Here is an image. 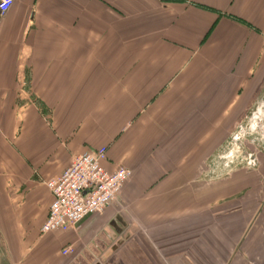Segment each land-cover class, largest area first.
Masks as SVG:
<instances>
[{
  "label": "crops",
  "instance_id": "1",
  "mask_svg": "<svg viewBox=\"0 0 264 264\" xmlns=\"http://www.w3.org/2000/svg\"><path fill=\"white\" fill-rule=\"evenodd\" d=\"M263 33L264 0H14L0 264H264ZM101 147L132 171L118 199L41 234L46 181Z\"/></svg>",
  "mask_w": 264,
  "mask_h": 264
},
{
  "label": "built area",
  "instance_id": "2",
  "mask_svg": "<svg viewBox=\"0 0 264 264\" xmlns=\"http://www.w3.org/2000/svg\"><path fill=\"white\" fill-rule=\"evenodd\" d=\"M14 0H0V16L11 8ZM264 48V33L262 34ZM244 137L237 131L235 143ZM107 158V150L101 147L93 152H85L72 158L69 165L55 178L46 181L45 185L52 195L48 215L40 229L41 234L73 229L84 218L101 215L106 208L115 202L124 183L132 176V171L118 167L108 172L103 163ZM254 160L248 156L245 165L253 166ZM72 246L63 249L62 255H71Z\"/></svg>",
  "mask_w": 264,
  "mask_h": 264
},
{
  "label": "rangeland",
  "instance_id": "3",
  "mask_svg": "<svg viewBox=\"0 0 264 264\" xmlns=\"http://www.w3.org/2000/svg\"><path fill=\"white\" fill-rule=\"evenodd\" d=\"M246 136H244V137H242L241 139H240V141H238L237 143H234L235 145V147H234V151H236V153H235V155L236 156H238V157H240L239 158V160H238V163L239 164H242V165H245V156H243L244 155V151H243V149H244V146H245V144H246Z\"/></svg>",
  "mask_w": 264,
  "mask_h": 264
}]
</instances>
